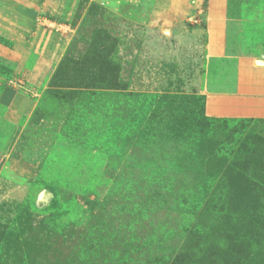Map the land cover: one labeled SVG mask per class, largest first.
Segmentation results:
<instances>
[{
    "label": "rangeland",
    "instance_id": "374dc122",
    "mask_svg": "<svg viewBox=\"0 0 264 264\" xmlns=\"http://www.w3.org/2000/svg\"><path fill=\"white\" fill-rule=\"evenodd\" d=\"M48 3L65 45L0 33V90L21 85L0 264H264V169L206 114L207 0Z\"/></svg>",
    "mask_w": 264,
    "mask_h": 264
},
{
    "label": "crops",
    "instance_id": "0c3cea01",
    "mask_svg": "<svg viewBox=\"0 0 264 264\" xmlns=\"http://www.w3.org/2000/svg\"><path fill=\"white\" fill-rule=\"evenodd\" d=\"M1 1L7 3V8L0 7L2 10L12 14L15 8L14 15L25 23L24 27L15 21L8 23L6 17L0 16V33H11L13 27L24 39V35L36 36L37 45H65L66 36L53 33L50 26L57 31L66 26L41 14H54L48 8L52 0L45 2L46 6H38L35 3L38 0ZM205 22L206 114L213 118L264 122V0H207ZM0 52L6 53L1 48ZM20 86L19 80H12L0 90V166L17 133L11 113L20 96ZM262 126L263 137L253 141L256 146L253 163H257L259 170L264 169ZM260 200L264 225V190Z\"/></svg>",
    "mask_w": 264,
    "mask_h": 264
},
{
    "label": "trees",
    "instance_id": "16d2710c",
    "mask_svg": "<svg viewBox=\"0 0 264 264\" xmlns=\"http://www.w3.org/2000/svg\"><path fill=\"white\" fill-rule=\"evenodd\" d=\"M206 101V100H205ZM211 119H217V118H213L210 117ZM223 122L225 121H236L239 122L238 124L240 126H238V133L242 134L243 137V141L240 144V148L243 152V157L245 159V163L247 165V167L249 166V164H252V167L254 170H258L257 168V163L254 165V156L256 153V146L253 145V141H255L258 138H262L263 135L261 133V128L263 127L262 125H264V122L262 121H256V120H244V119H227V118H222ZM251 143V144H250ZM261 194L262 192L259 194V196L255 199V201L253 202V204L250 206L247 215L250 218V220L264 233V225L261 223V214H262V210H261Z\"/></svg>",
    "mask_w": 264,
    "mask_h": 264
}]
</instances>
